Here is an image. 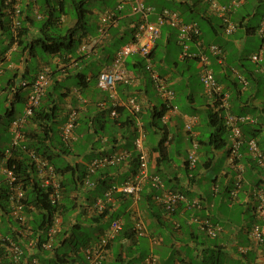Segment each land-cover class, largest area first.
<instances>
[{"label":"crops","instance_id":"0c3cea01","mask_svg":"<svg viewBox=\"0 0 264 264\" xmlns=\"http://www.w3.org/2000/svg\"><path fill=\"white\" fill-rule=\"evenodd\" d=\"M13 1L20 5L21 28L18 33L10 29L11 37L6 42L7 45L5 44V47L0 49V77H7L4 85L0 82L1 93H6V110L7 108L11 110L12 104L14 109V114L10 115L12 119L21 113L28 92V88L21 87L19 81L30 80L40 68L47 65L51 69V79L42 98L49 96L55 99V103H59L58 115L53 126L56 123L57 130L59 129L67 110L71 107L77 108L79 113L75 129L76 139L71 147L72 154H61V151L57 149L59 143L56 141L54 144L57 145L50 143L49 148L54 154H57L54 167L63 168L68 164L79 162L85 168L86 163L94 157L118 149H127L130 151V156L125 161L97 169L90 177V181L100 178L120 184L128 180L137 169L134 159L137 150L133 147L132 140L138 132L135 120L139 118L145 130L144 143L149 153L148 172L150 175H158L163 183L162 188H156L150 179H146L141 184L136 196L131 197L121 193L113 195L112 200L105 206L104 216L99 220L96 219V214L100 212L94 208L93 204L100 197L99 194L104 187L86 186L84 180V185L79 192L72 191L70 193L71 200L75 198V201L81 206L75 207L67 220L70 224L80 223L87 226L86 230L91 242L105 231L111 220L119 218L123 221L122 230L107 245L105 259L101 264H141L150 252L156 254L158 264H176L177 262L208 264V254L219 251L224 256L223 264H264V243L256 241L248 234L251 225L260 222L255 213L256 198L251 191L256 187V184H259V187L264 190V168L256 165L246 151L241 152L243 154L236 158V163L237 166L244 168L243 185L235 195H232L236 166L229 158L227 145L220 150H212V148L199 144L196 168L189 170L186 166V157L191 147V135L186 131L185 124L191 122V129L197 140L212 131L213 128L207 123V116L210 109L212 110V101L205 93L200 81L201 66L199 61L191 57L184 58L180 53L177 28L168 25L161 27L160 36L156 41V56H152L151 59L159 75L173 91L170 103L166 102L159 94L150 76L143 69L144 59H142L143 62L140 61L142 58L140 55H132L131 58L128 57L125 60L126 68L136 78L131 84H117L115 87L117 97L124 102L127 97L133 96L142 108L140 114L135 115L124 103L119 106L123 109L119 110L120 114L117 112L120 120H125L128 115L133 117V124L128 127L123 126L121 121L116 124L110 123L112 117L108 111L112 109L111 98L107 91L97 86V76L93 67H97L99 72L111 62L118 48L132 38L130 25L138 15L134 17L131 14L130 4H126L121 11L116 9L117 0H115L113 8L108 4L98 8L89 7L94 17V29H89V25H87L88 33L82 37L77 48L73 52L65 54L48 55L46 60L36 58L38 60L36 69H31L28 61L33 56L37 57V54L34 49L31 51L29 48H25L26 42H33L37 36H44L42 30L33 23L34 15L37 13V17L41 15L44 20L45 15L47 16L50 12V6L57 3L59 10H53V16L55 13L58 15L57 27L62 28L63 24L67 22L71 27L74 22L65 11L59 12L62 10L59 1L50 0L49 5L42 7H38L37 0ZM143 1L153 6V12L149 15L151 21L155 20L157 12L165 7L177 11L183 22H195L200 26L203 38L195 42L187 40L188 51L209 56V66L224 89L229 87L228 89L232 91L234 89L232 80L240 78L246 95H250L246 105L253 110L252 114L257 117L261 125L256 139L259 148L264 153V41L256 31L264 18V9L259 12L257 20L252 19V16L254 17L257 13L256 7L264 0H240L237 6L232 7L227 15L229 20L236 23L237 28L228 35L222 28L223 19L209 9L207 0L199 2L196 0L197 3L194 7L191 5V0H166L169 5H164L158 0ZM217 1L229 5L232 0ZM42 8H45L46 14L40 13ZM65 9L66 5L63 6V10ZM8 10L9 6L6 5V0H1L0 39L5 36L4 16L8 17L9 26L11 16ZM109 10L114 11L117 16L114 23H111V20L105 16ZM184 13H186V17ZM56 25L50 22L43 30L48 36L65 35L66 32L60 34L56 32ZM103 27L104 30L101 32ZM25 28L28 29V32L19 35V31L21 32ZM251 38L259 39V45L256 49L243 55L245 44ZM115 40L118 41V44L110 51V45ZM209 43H215L222 47L223 58L219 60L209 52L206 47ZM83 44L85 48L80 50L79 46ZM2 45L0 44V48ZM257 52H260V60L255 62L250 55ZM195 73L199 88H196L197 85L192 83ZM239 85L241 84L239 83ZM84 91L92 97L90 95L84 97ZM81 97L86 100L83 102ZM177 99H180L181 102H177ZM15 102H20L21 108L17 109ZM162 103L167 106L168 118L165 122L162 119L160 122L158 120L157 126H154L150 124L151 115L154 109H160ZM170 104L175 105L176 109L169 110ZM81 114L83 117L80 116ZM88 120L91 125L87 131L81 123ZM34 127L31 120L25 123L22 128L26 133L24 142L29 137L27 133ZM79 127L82 129L80 130ZM163 130H165V135ZM84 136L87 141H85L86 144H79L80 152L76 148L75 142L80 139L79 137ZM54 138L58 140L60 136ZM229 138L227 135V139ZM161 140H164L162 150L160 148ZM180 145L181 147L178 148ZM243 149L246 150V144H243L240 151ZM208 157H212V159L208 160ZM211 169L214 172H211L208 180L207 171ZM1 179L2 174L0 173ZM164 189L180 190L187 197V200L181 202L174 213H166L156 198ZM89 194H91V198L87 199ZM92 197L95 198L92 199ZM193 200L198 201V207L191 204ZM236 207L244 210L242 212L243 220L240 222L232 214L236 213ZM7 216L2 212V220H5L6 226H10L8 223L10 219ZM192 216L208 217L213 225L220 228L216 236L210 237L201 230L198 224L191 220ZM137 218L142 219L145 227V233L139 236L134 233V221ZM234 218L236 219L234 220ZM62 222L64 223V220ZM63 223L62 227H64ZM10 229L14 230L13 225ZM28 233L29 229L20 236L16 234L15 241L23 251L19 262L12 261L4 250L8 260L15 264H29V261L30 264H34L33 260L36 261V264L38 261L47 264L49 260L54 259L55 251L53 249L57 246L55 243L57 237L53 242V249H44L32 241L34 238L29 240L26 236ZM1 234L5 236L2 232ZM25 237L27 239L23 240ZM82 252H70L71 256L66 264H89Z\"/></svg>","mask_w":264,"mask_h":264},{"label":"built area","instance_id":"2783aa9c","mask_svg":"<svg viewBox=\"0 0 264 264\" xmlns=\"http://www.w3.org/2000/svg\"><path fill=\"white\" fill-rule=\"evenodd\" d=\"M117 2V10L121 11L125 4H130L131 14L138 16L132 21L130 25L132 38L123 43L118 48L112 57L111 62L106 64L100 70L97 77V86L100 89L107 91L109 97L111 98L112 109L110 110V115L116 116L117 107L123 103L133 114L138 115L141 112V104L135 97L129 96L124 102H122L118 99L115 88L117 84H131L135 81V75L125 66L126 58L132 55H140L143 57V66L145 71L150 76L159 94L166 102L170 103V100L173 97V91L168 87L165 80L159 75L158 71L154 67V63L149 57L152 48L160 36L161 26L163 24H169L173 27H176L179 31V40L183 45L182 57L185 55L188 57L192 55L199 56V63L201 66L199 77L204 87L205 93L210 97L211 100L218 101L219 107L225 109L223 123L225 127L231 132L227 149L229 151V158L233 161V159L238 155L237 152L239 146L243 141L239 124L245 123L246 121L254 122V119L249 115H234L233 113L229 112L227 102L228 94L224 93L221 95L222 85H220L215 79L214 71L209 66L208 58L204 54L190 53L188 51L189 44L187 40L191 39V34L197 35L199 33L196 23L183 22L177 11L165 7L158 11L155 20L151 21L149 19V15L153 12V6L146 4L143 0H117ZM207 2L209 9L215 14H218L223 19L225 26L224 33L228 35L234 32L237 28L236 23L229 20L227 12L232 7L237 6L240 3V0H232L231 4L229 5L219 3L217 0H207ZM6 5L9 6L8 12L11 16L9 27L13 32H17L21 28V21L19 19V16L21 15L20 5L19 3L12 2V0H6ZM105 16L107 19L111 20V23H114L115 18L117 17L115 12L110 10L105 13ZM38 17H40V15H38ZM103 30L104 27L101 28L100 31L103 32ZM258 32L264 37V18L260 22ZM84 48V44L79 46L80 50H83ZM208 48L212 54L219 56V60L221 59L220 56L222 55V51L218 44L211 43L209 44ZM251 59L255 62L259 61L260 52L253 53L251 55ZM50 73L51 69L49 66L45 65L40 68L30 80L19 81V85L23 88H28V92L25 96L24 107L21 113L19 116L13 118L10 122L9 129L11 130L13 137L9 146L3 151L0 158V173L2 174L0 185L1 183L4 184L6 188L9 210L18 223H20L22 226H24L29 220V215L25 212V209L32 208V206L27 205L23 201L25 197V187L23 186V182L21 181L19 175L16 173L15 167H9L7 165V161L10 158V155H12V151L15 147L20 146L26 155L30 157V161L33 162L34 172L32 173V177L29 180L30 184L34 182V180L38 181V184L44 189V192L47 194L48 201L52 205L59 204L63 196L61 176L57 173L55 167L43 157L38 156L33 149H28L25 144H23L25 135L22 128L25 123L30 120L34 114V110L38 107L41 98L50 83ZM80 99L83 102L85 101L82 97ZM175 109L176 106L170 104L169 110ZM77 118V108L71 107L67 111L66 118L59 127V135L62 141L68 145H72L76 139L75 129ZM167 118V113H165L161 119L165 122ZM135 121L138 132L133 138L132 142L138 153L139 164L137 171L131 178L124 181L123 183L119 185H111L108 189H106L103 197H99L95 200L93 206L99 212H102L106 204L112 200L113 193H122L128 196H136L140 190L141 184L146 179H150L152 185L156 188L163 187V183L159 176L150 175L148 172L149 153L144 144L145 130L143 129V124L139 118H137ZM185 129L191 130V122H187L185 124ZM247 144L253 157L257 159L259 164L264 166V153L259 148L256 140L248 139ZM198 146L199 143L196 135L192 133L191 147L186 157L188 168H194L197 163ZM128 156H130V151L127 149H118L109 153H104L90 159V161L86 163L85 169L89 174H92L101 167L119 164L125 161ZM240 178V173L235 175L236 180L234 181V188L231 190L232 195H235L240 188ZM85 185H93L92 181H90V178H85ZM254 194L257 201L255 212L260 219L261 224H253L248 234L256 241L262 242L264 241V191L261 188H258ZM156 198L162 205L163 209L167 211V213H172L179 203L187 200L184 192L172 189H164ZM191 204L195 207L199 206L198 201L193 200ZM191 220L196 222L199 228L205 231L210 237H215L217 231L220 229L213 225L208 217L200 218L198 216H192ZM61 223L62 216L58 212H55L46 230V240L39 241L38 238H34L32 241H34L36 245L40 246L41 248L51 249L54 238L61 228ZM122 228L123 221L121 219L115 218L111 220L109 226L107 229H105L98 241L86 246L83 249L84 257L89 262V264H101V262L105 259L107 244L120 233ZM26 230H28V226L26 228H19L17 233L20 236L25 234ZM134 233L137 236L145 233L144 223L141 218H137L134 221ZM0 244L4 246L9 258L14 262H18L23 251L17 241L13 240L10 236H3L0 233ZM33 262L36 264V261L33 260ZM141 264H158V258L155 253L150 252L143 259ZM176 264H181V262H177Z\"/></svg>","mask_w":264,"mask_h":264},{"label":"trees","instance_id":"16d2710c","mask_svg":"<svg viewBox=\"0 0 264 264\" xmlns=\"http://www.w3.org/2000/svg\"><path fill=\"white\" fill-rule=\"evenodd\" d=\"M45 1L46 2L43 6L49 5L50 1L49 0H45ZM56 1H59V4H60L61 9H62L59 12H64V11L66 12V9L63 10V6L66 5V2H65L66 0H56ZM93 1L94 0H71V7L73 8V10L75 12V20H74V24L66 30V33L63 36H59V35L58 36H48L46 34V32L43 30L44 28H46V26L50 22L57 24V22H56L57 17L53 16V10H57V9L59 10V7L57 6V3L50 6L51 9L49 10L50 11L49 14L47 16L45 15L42 24L37 27L40 30H42L44 36H41V37L37 36L33 42H26L25 48H29L32 51L33 49L35 50V45H39L42 49V52L47 53L48 55H55L57 53L65 54L68 52H73L77 48V46L79 45L82 37L86 33H88V29H87L88 24L86 23L85 17H86V14L90 13L89 4L92 3ZM197 1L199 2L200 0H197ZM12 2H14V1L12 0ZM109 2L113 3V6H114L115 0H104L105 5L108 4ZM196 3H197L196 0H194V1L191 0V5L193 7L195 6ZM113 6H111V8H113ZM172 10H174V9H172ZM46 12L47 11H43V13H45V14H46ZM163 25L164 26L168 25L170 27H173L169 24H163ZM196 25H197L199 33L197 35L191 34V39H189V40H191L192 42H195L199 39L202 40L201 38H203L202 37V29L200 28V26L197 23H196ZM222 25H223L222 28L224 31V27H225L224 23H222ZM27 30L28 29L25 28V29H23V31L22 30H21V32L19 31V35L25 34L26 32H28ZM17 33H18V31H17ZM178 33H179V31H178ZM178 40H179V36L177 38V42L179 43L180 40L179 41ZM179 44H180V48H181L180 53H182L183 45L181 43H179ZM156 46H157V43L154 45V47L152 48V51L149 55V57L151 59H152V56L153 57L156 56V50H157ZM208 46L209 45H207L206 47H208ZM220 48L222 51V55L220 56V58H223L224 51H223L221 46H220ZM209 52L211 53L210 50H209ZM190 53H192V52H190ZM193 53H196V52H193ZM212 55L214 56V54H212ZM190 57L199 61V56H193L192 55ZM208 57L209 56H207V58ZM215 57L219 58L218 55L217 56L215 55ZM250 57H251V55H250ZM184 58H189V57L187 55H185ZM142 59H143V57L140 59V61L143 62ZM142 62H139V63H142ZM143 69H144V67H143ZM99 72L97 70L95 72L97 77H98ZM214 77H215V75H214ZM215 79H216V77H215ZM216 80L218 82V79H216ZM231 83H232L233 88H234V89H232V87H231L232 91H230L228 89L229 87H226V89H224V87H222V89H221V95H223L224 93L228 94L227 102H228L229 112L233 113L234 115H243V114L249 115L251 118L254 119V122L246 121L245 123L239 124V127L241 129V133H242V137H243V141L239 146V149L237 152L238 155L233 159V162H234V165L236 166L235 175H237L238 173H240V175H241V178H240V188H241L243 185V180H244V176H243L244 175V168L242 166H240V167L237 166V163H236L237 157H239L241 154L244 153V151H246V153L250 156L251 160H253L256 163V165L264 168V166L259 164L257 159H255L253 157V155L251 154V152L248 148V144H247L248 139H255L257 142L256 135H258V133L260 132V126L261 125H260V122H258L257 117H255L252 114L253 110L246 105V102L249 99L250 95L249 96L246 95L247 93H245L244 89L242 88L243 85L240 82V78L233 79ZM239 83L241 85H239ZM4 100L6 101L7 97L4 98ZM211 101H212V110L210 109V112L207 116V123L209 124L210 127L213 128V130L210 131L207 135L202 136V139L198 140V143L200 145L212 148V150H220L224 146L228 145L229 139H227V135L229 138L230 132L227 130V128L225 127V125L223 123V115L225 114V109L219 107L218 101H215V100H211ZM58 106H59V103H55V99H53L49 96H47L46 98H42L38 107L34 110L33 116L30 118L31 122L35 125V127L30 129L29 132L27 133V136H29L26 138L27 140L25 142L23 140V144H25V146L28 149L29 148L33 149L38 156L43 157L45 160H47L53 166L55 164L54 160H55V157L57 156V154H54L51 151V148H49L50 143L54 144L55 141H56V143H59V145L57 146V149L59 151H61V154H69V155L72 154V150H71L72 145L71 144L68 145V144L64 143L62 141L61 137H60L61 140L60 139L55 140V138H54L56 136L54 133L55 127L53 126V122L58 115ZM119 110H123L122 107H117V112H119V114H120L121 111H119ZM166 111H167V106L164 103L161 104L160 109H158V110L154 109L153 114L151 115L150 124L157 126L156 122L158 120H161L162 116L166 113ZM108 112L110 114V110ZM3 114H5V115H13L14 114V109L12 108V104H11V110H10V108H7V110H6V107H5V111L3 112ZM111 117H112L110 119L111 124H116V122H118V121H121V124L123 126L126 125L129 127L133 124V117L131 115H128L125 120H120L118 115L111 116ZM65 118H66V114H65ZM78 118H79V113H78ZM78 118H77V123H78ZM0 120H1V114H0ZM81 125L83 127H85L86 130L88 131L89 130L88 127L91 125V123L88 120V121H85V123H81ZM147 128H149V127L147 126ZM57 131L59 133V129ZM163 131H164V135H165V130H163ZM186 131L190 135H192V133H193L192 129L191 130L186 129ZM25 134L26 133L24 132V135ZM163 141L164 140H161V142H160L161 150L163 149V147H162ZM243 144H246V150L243 149L240 151V148L243 146ZM54 145H57V144H54ZM227 151H228V149H227ZM241 152H243V153H241ZM2 153L3 152L0 151V158L2 156ZM228 153H229V151H228ZM210 158L212 159V157H208V160ZM134 159H135L137 167H138V164H139L138 153H136V158H134ZM247 159H249V158H247ZM197 162H198V160H197ZM7 165L9 167H12V166L15 167V171L19 175L21 181L23 182V186L25 187V191H26L25 198L23 199V201L27 205L32 206V208H26V212H27V214L30 215L31 219L28 221V225L22 227V228H26L28 226L29 233L26 236L29 240H31L33 238H38L39 241L46 240V230H47L48 224H49L53 214L55 212H58L63 217V220H64L63 226L64 227H61V230L59 232H57V235H56L57 241L56 242L54 241L57 246L53 249V247H54V243H53V247L51 248L55 251V257H54V259L49 260V262L47 264H64V263L66 264L69 261L72 252L73 253H77L78 251L82 252L86 246L93 244L96 241H98V239L100 238V236L103 234L104 231L101 234H99L95 238L94 241L91 242L90 237L87 234V230H86L87 226L85 227L84 225H82L80 223L70 224L67 220V219H69L70 214L73 211V209L77 206L78 207L81 206L80 204L77 203V201H75V198L73 200H71V198L69 197L70 193L72 191H78L79 192V190L84 185L85 178L86 177L90 178L93 173L89 174L86 171V169L83 168L82 165H80L79 162H75L72 165L68 164V165L64 166L63 168H61V167L59 168V167L55 166L57 173L62 178L61 179V185H62V190H63V192H62L63 196H62L60 204L52 205L48 201L46 192H44V189L38 184V181L34 180V182H32L30 184L29 180L32 177V173L34 172V165H33V162L30 161V157H28L26 155V153L24 152V150L20 146L14 148V150L12 151V155H10V158L7 161ZM196 165H197V163H196ZM196 165L194 168H188L187 161H186V166L189 170L195 169ZM136 171H137V169L135 170V172ZM235 180L236 179L234 177V181ZM123 182H121V183H123ZM92 183L94 185V188H96V187L98 188L100 186L104 187L101 189V193L99 194L100 197H103V194L105 193L106 189H108L111 185H119L117 183H113L111 180L107 181V180L100 179V178L92 180ZM258 188H261V187H259V184H256V187H254L251 191L254 196H255L254 193ZM115 194L117 195V193H113V195H115ZM90 195L91 194L87 195V199L91 198ZM123 195H125V194H123ZM131 197H133V196H131ZM94 198L92 197V199H94ZM7 202L8 201H7L6 188H5L4 184H1L0 185V209L5 211L7 209ZM256 203H257V201H256ZM179 204L177 205V207L179 206ZM255 207H256V204H255ZM175 210L173 211V213L175 212ZM104 212H106V208H104V211L96 214L97 215L96 219L99 220L102 216H104ZM165 212L167 213L166 210H165ZM253 224H261V221L253 223ZM14 226H16L15 230H11V229L9 230V226H6L8 229L3 231L0 228V231L5 236H10L15 240L17 238L16 234H18L17 231L19 228H21V226L18 223H15ZM27 238L25 237L23 240H25ZM260 243H264V241H262ZM107 245H109V243ZM38 248H40V247H38ZM4 250H5L4 246H2L0 244V257H1V263L0 264H15L12 261L8 260V258L5 256ZM207 262H208V264H223L225 261H224V256H222L220 254V251H219V252L214 253V254L209 253L207 256ZM38 263L42 264V262H39V261H38ZM29 264H30V261H29Z\"/></svg>","mask_w":264,"mask_h":264},{"label":"rangeland","instance_id":"374dc122","mask_svg":"<svg viewBox=\"0 0 264 264\" xmlns=\"http://www.w3.org/2000/svg\"><path fill=\"white\" fill-rule=\"evenodd\" d=\"M50 1V0H49ZM159 2H161V3H163L164 5H169V2H167L166 0L164 1V0H158ZM45 0H37V5H38V7H42L44 4H45ZM66 2V14H69L70 15V17L72 18V21L74 22V20H75V12H74V10H73V8L71 7V0H66L65 1ZM0 4H1V0H0ZM104 5V0H94L92 3H90L89 4V6H90V8H98V7H101V6H103ZM108 5H111V6H113V3H108ZM126 5V4H125ZM255 8V7H254ZM253 8V9H254ZM257 8V13L255 14V16L253 17L252 16V19L253 20H257L258 18H259V12L260 11H262L263 9H264V1L263 2H261L260 3V5L259 6H257L256 7ZM126 9V8H125ZM124 9V10H125ZM43 11H45V8H42L41 10H40V13L42 14V12ZM56 17H58L57 16V14L55 13L54 14ZM184 16L186 17V13H184ZM134 17H136V15H134ZM4 18V32H5V36L3 37V38H1L0 39V44L2 45V47L0 48V49H3L4 47H5V44L7 45V41L10 39V37H11V30H10V28H9V26H8V17L7 16H4L3 17ZM86 23L89 25V29H94V17H93V14H91V12L90 13H88V14H86ZM42 22H43V19L42 18H38L37 17V13L34 15V17H33V23L36 25V26H39V25H41L42 24ZM66 22V21H65ZM69 23L67 22V23H64L63 24V26H62V28H60L59 26L57 27V25L55 26V30H56V32L57 33H64V32H66V30H67V28L69 27V25H68ZM254 37V36H253ZM255 38V37H254ZM125 40V39H124ZM123 40V41H124ZM256 40V41H255ZM117 44H118V41H113V43L110 45V48H109V50L110 51H112L116 46H117ZM259 45V39H253V38H251V40H249V41H247L246 42V44H245V47H244V49H243V55H246V53H248V52H250L251 50H253V49H256L257 48V46ZM35 52H36V54H37V57H35V56H33L32 58H31V60H29L28 61V64H29V67L31 68V69H36V66H37V61L39 60V59H41V60H46V59H48V54L47 53H44V52H42V49H41V47L39 46V45H35ZM175 56V55H174ZM36 58L38 59V60H36ZM130 58H131V56H130ZM247 62V61H246ZM193 64H194V61L192 62ZM94 66V65H93ZM94 68V73L96 72V70H97V67H93ZM193 72V71H192ZM6 80H7V77H0V82L4 85L5 84V82H6ZM94 82V81H93ZM192 83L193 84H195V85H197L196 86V88H199V85H198V79H197V75H196V73L193 75V77H192ZM51 89H54V88H51ZM1 93V92H0ZM90 95V94H89ZM89 95H88V93L86 92V91H84V94H83V96L84 97H89ZM91 97H92V95H90ZM6 97V93L5 94H0V114H1V120H0V151L1 152H3L8 146H9V144H10V142H11V140H12V132H11V130L9 129V127H10V122H11V119H12V117L10 116V115H5V114H3V112L5 111V100H4V98ZM86 100V99H85ZM178 101H180V99H177V102ZM181 102V101H180ZM15 105H16V107H17V109L18 108H21V106H22V104L20 103V102H15ZM80 116H82L83 117V114H81ZM159 122H160V120H159ZM54 127H55V136L57 137V138H59V136H58V131H57V127H56V123H54ZM108 128L110 129V127L108 126ZM79 129L81 130L82 128L81 127H79ZM79 130V131H80ZM80 139L77 141V142H75V144H76V148H78L79 149V151L81 152V148H79V144H86V142L85 141H87L86 139V136H84V137H79ZM134 138V137H133ZM134 147V146H133ZM181 147V145L178 147V148H180ZM182 147H183V145H182ZM82 155H83V153H82ZM219 164V163H218ZM205 172V171H204ZM208 173H207V175H206V177H207V179L209 180L210 179V175L212 174L211 172H214L212 169L211 170H208L207 171ZM2 184V183H1ZM237 208V207H236ZM7 209H8V216H9V222L8 223H10V226H9V230H10V227H11V225H13V227H14V230L16 229V226H14V224H15V218H14V216L12 215V213L10 212V210H9V206H7ZM244 210H242V209H238L237 208V210H236V213H232L233 214V216H236V218H237V221L238 222H240V221H242L243 220V216H242V212H243ZM5 217H6V215H4ZM7 216V217H8ZM2 216H1V218H0V228L3 230V231H5L6 229H8L7 227H6V222H5V220L3 219L2 220ZM236 218H234V220L236 219ZM1 220H2V222H1Z\"/></svg>","mask_w":264,"mask_h":264},{"label":"clouds","instance_id":"9594fccd","mask_svg":"<svg viewBox=\"0 0 264 264\" xmlns=\"http://www.w3.org/2000/svg\"><path fill=\"white\" fill-rule=\"evenodd\" d=\"M235 7V6H234ZM42 16L40 15V17L39 18H41ZM116 17V16H115ZM260 25V24H259ZM259 27V26H258ZM258 27H257V32H258ZM259 33V32H258ZM260 34V33H259ZM261 35V34H260ZM262 38H263V41H264V37L263 36H261ZM144 63V62H143ZM62 179V178H61ZM180 191V190H179ZM25 193H26V191H25ZM25 198V197H24ZM61 203V202H60ZM59 203V204H60ZM7 206H9V204H8V202H7ZM0 212H1V215H0V218H1V216H2V212H3V214H7L8 215V209H6L5 211L4 210H2V209H0ZM25 212H26V209H25ZM27 213V212H26ZM173 213V212H172ZM168 214H171V213H168ZM29 215V214H28ZM31 219V217H30V215H29V220ZM28 220V221H29ZM62 220H63V217H62ZM15 221H16V223H18V221L15 219ZM63 223V222H62ZM62 223H61V227H62ZM19 225H20V223H18ZM26 225H28V222L24 225V226H26ZM21 227H24V226H22V225H20ZM252 227V226H251ZM251 227H250V229H251ZM249 229V230H250ZM60 230H61V228H60ZM59 230V231H60ZM58 231V232H59ZM249 232V231H248ZM1 233V232H0ZM57 235V234H56ZM55 238H56V236H55ZM55 238H54V240H55ZM0 263H1V261H0ZM142 263V262H141Z\"/></svg>","mask_w":264,"mask_h":264}]
</instances>
